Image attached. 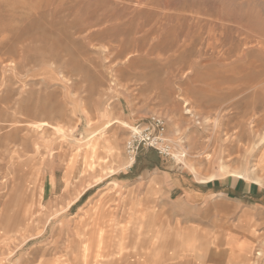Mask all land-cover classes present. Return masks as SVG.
Instances as JSON below:
<instances>
[{"label":"rangeland","instance_id":"rangeland-1","mask_svg":"<svg viewBox=\"0 0 264 264\" xmlns=\"http://www.w3.org/2000/svg\"><path fill=\"white\" fill-rule=\"evenodd\" d=\"M263 48L264 0H0V264H264Z\"/></svg>","mask_w":264,"mask_h":264},{"label":"bare ground","instance_id":"bare-ground-1","mask_svg":"<svg viewBox=\"0 0 264 264\" xmlns=\"http://www.w3.org/2000/svg\"><path fill=\"white\" fill-rule=\"evenodd\" d=\"M261 45V44H260ZM264 49V48H263ZM250 62V61H249ZM255 63H257V61L255 62ZM255 63H253V62H251V64H249L250 66V69L252 68V69H255V71H253L252 72V70H251V75H247V76H249L245 81H244V83H243V81L241 82V80L239 81L240 82V85L238 86V88H237V90L234 92V94H239V93H241V91H247V90H249L250 89V94H248V96L250 95L251 97L253 96V98L251 99V97H250V99L251 100H249L248 99V101H251V103H252V105H254V97H256L257 95H260L262 92V88H264V84H263V86H261V84L260 83H264V68H261V69H258L259 67H264L262 64H259V63H257V65L258 66H256V65H254ZM247 73H248V71H247ZM243 75H245V74H243ZM258 78V81L256 80ZM256 80V81H255ZM242 83V84H241ZM257 83H259L260 84V88H261V91H260V94H258V93H255V91H256V89H258L257 88ZM241 85H243V87H240ZM254 89V91H252V90ZM258 91V90H257ZM264 91V90H263ZM249 92V91H248ZM254 92V93H253ZM253 94V95H252ZM254 94H257L256 96H254ZM264 94V93H263ZM245 96H246V94H244ZM241 96V95H240ZM244 96V97H245ZM236 97V96H235ZM247 97V96H246ZM258 97H262V95L261 96H258ZM257 97V98H258ZM235 99H237L238 100V98H235ZM240 99V98H239ZM243 99V98H242ZM256 99V98H255ZM259 99L260 98H258L256 101L259 103ZM236 100V101H237ZM246 100V99H245ZM235 101V100H234ZM233 101V102H234ZM235 101V102H236ZM242 101V100H241ZM240 101V102H241ZM261 101V100H260ZM238 102V101H237ZM249 103V102H248ZM236 104V103H235ZM239 104V103H238ZM237 104V105H238ZM255 104H256V102H255ZM258 105V104H257ZM241 105H239V107H240ZM237 107V106H236ZM239 107H237V109L239 108ZM252 107H255V105L254 106H252ZM248 108H250V107H248ZM248 108H247V110H248ZM256 108V107H255ZM254 108V109H255ZM245 109V108H244ZM253 109V110H254ZM245 111V110H244ZM251 111V110H250ZM255 112V111H254ZM250 113V112H249ZM256 115V114H255ZM239 117V116H238ZM240 118V117H239ZM250 118V117H249ZM259 119V118H258ZM242 120V119H241ZM240 120V121H241ZM245 122V121H244ZM240 124V123H239ZM241 126V125H240ZM257 131V130H256ZM250 150V149H249ZM130 162L131 163H133V159L132 158H130ZM221 166V165H220ZM222 168L223 169H225L226 168V165H222ZM221 169V168H220ZM230 172V171H229ZM232 174L233 175H236L237 177H240V178H243V179H245V178H249L247 175H245V174H243V172H241V171H233L232 172ZM212 180H214V177H211L210 178V180L209 181H212ZM202 182H205V181H202ZM258 183H261L259 180L257 181ZM24 201H25V199H24ZM20 205V204H19ZM22 207H24V206H22ZM18 209V208H17ZM16 214V213H15ZM4 223V222H3ZM11 224V223H10ZM12 229V228H11ZM29 229V228H28ZM237 229H241L240 227H237ZM10 231V230H9ZM239 233V232H238ZM191 239H193V241H194V238H190L189 239V241L191 240ZM206 240V239H205ZM73 242V241H72ZM195 242V241H194ZM181 244L183 245V243L181 242ZM72 245V244H71ZM185 246V245H184ZM76 248H77V246H76ZM79 249V248H78ZM181 249V248H180ZM188 249V248H187ZM262 250V249H261ZM72 251V250H71ZM80 252H77V253H75V254H73L72 255V257H70L69 259H70V263H67V264H75L76 262L77 263H82V264H94V263H92V262H90V258H89V252L87 251V249H84L83 251L82 250H79ZM196 251V252H195ZM206 251V250H205ZM263 251V250H262ZM193 252H195V254H193L194 255V257H197L198 259H200L199 261H198V263L199 262H202L204 259V252H203V250H202V252H201V250H200V248L198 247V246H195L194 245V247H193ZM100 255V254H99ZM262 255V253H261V251H259L258 253H257V257H260ZM232 257H229V260H230V264H250V263H248L249 261H248V259H250L251 258V256H252V253H251V251L248 249V248H243V249H241V251H239L238 253H235V251L232 253V255H231ZM255 256V255H254ZM157 257V256H156ZM196 258V259H197ZM257 259H260V258H257ZM28 260V259H27ZM106 261V260H105ZM63 262H65V261H63ZM197 262V261H196ZM44 264V263H43ZM105 264V263H104Z\"/></svg>","mask_w":264,"mask_h":264},{"label":"built area","instance_id":"built-area-1","mask_svg":"<svg viewBox=\"0 0 264 264\" xmlns=\"http://www.w3.org/2000/svg\"><path fill=\"white\" fill-rule=\"evenodd\" d=\"M163 131L164 121L160 117H153L143 125H139L131 130L126 143V149L133 162L140 147L152 148L165 156L172 154L173 146L165 138Z\"/></svg>","mask_w":264,"mask_h":264}]
</instances>
